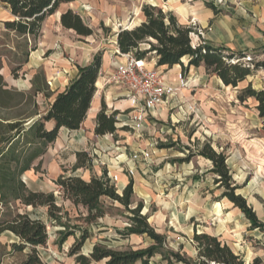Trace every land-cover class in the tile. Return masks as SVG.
Instances as JSON below:
<instances>
[{
  "label": "rangeland",
  "instance_id": "rangeland-1",
  "mask_svg": "<svg viewBox=\"0 0 264 264\" xmlns=\"http://www.w3.org/2000/svg\"><path fill=\"white\" fill-rule=\"evenodd\" d=\"M132 1L78 0L76 4L61 6L58 13L43 24L42 35L38 39V49L43 51L39 50L40 52L30 55L28 63L16 75L11 70L21 60L20 53L15 50L21 40L7 34L3 22L8 18V10L0 3V64L4 67L9 84L14 89L31 92V79L35 71H45V65L40 64L49 62L47 64L50 67H55L54 63L58 62L52 60L50 63L53 55L48 53L50 47L62 59L74 58L66 49L63 41L65 38L81 46L102 44L112 48L116 33L126 27L124 21L130 22L127 27L132 28L145 19L139 9L141 0H134V3ZM127 3L129 16L126 20H117L116 12H113L112 21L107 17L101 24L95 25L93 18L88 15L90 12L98 13L102 7L114 8L111 7L112 4L128 5ZM68 8L80 13L84 22L92 26V36L84 39L61 27L58 20L60 12ZM190 25L196 27L192 21ZM191 38L192 43L199 42L195 36ZM248 42L252 44L251 37ZM262 42L264 44V36ZM263 44L257 43L248 48L243 45L244 47L238 48L237 51L247 53L241 59L242 62L247 63L251 58L263 59ZM148 47L147 43L141 46L142 49ZM152 57H155L154 53L148 54L146 60L152 61ZM73 63L76 64V61ZM250 81L256 89L263 87L264 70L254 72L253 76L237 88L224 86L216 75L211 74L196 81L194 85L188 81V85L183 88L186 90L183 92L184 97L182 95V103L169 109L168 118L149 120L140 132L141 137L129 130L124 120L123 125L117 126L119 130L126 128L125 131L132 137L129 142L123 141L119 134L117 138L92 136L85 139L86 148L80 149L93 155V168L107 167L114 177L130 174L134 178V201L143 202L142 212L149 216V223L159 233L166 235L167 247L174 251L181 250L187 257H194L196 253L191 242L196 229L199 232L219 235L228 241L235 252L244 257L246 263L259 256L264 264V232L258 228L253 229L241 211H234L228 199L220 197L223 189L214 183L211 161L197 154L192 155L187 162L180 161L206 143L218 152H223L227 157L232 180L239 187L237 193L247 199L264 224V118L259 117L253 99L245 104L237 99L238 91ZM46 84L48 85L47 78ZM36 99L40 111H45L51 97L46 99L43 94H38ZM124 139H127V135ZM70 148L64 144L53 145L42 157L39 168L32 169L23 176L31 190L53 192L58 206L61 207L59 214L64 225L51 221L45 207L27 208L32 217H38L47 224L48 243L37 249L43 262L75 264V258L69 255V250L84 229L90 234L82 248L85 254L92 250L95 242L100 241L119 249L148 246L151 240L147 237L132 235L124 238L119 234L118 230L129 224V212L121 204L103 199L106 215L96 221L87 222L86 209L75 207L70 201L63 199L55 181L74 164L75 152ZM143 151L148 152L149 157H144ZM135 154L138 155L137 159L134 158ZM85 171V168H80L74 174L84 177ZM117 184H123L119 183L118 177ZM70 232L72 234L62 241ZM16 240L11 233L0 236V264H20L24 259L28 250L23 253L12 251L11 243ZM152 262L166 264L160 256L152 259ZM92 264H105V261Z\"/></svg>",
  "mask_w": 264,
  "mask_h": 264
},
{
  "label": "trees",
  "instance_id": "trees-1",
  "mask_svg": "<svg viewBox=\"0 0 264 264\" xmlns=\"http://www.w3.org/2000/svg\"><path fill=\"white\" fill-rule=\"evenodd\" d=\"M74 1L76 0H0L12 15L3 22L7 34L21 40L15 47L21 60L12 68L13 75L28 63L29 56L38 48L44 22L61 5ZM142 12L145 19L140 25L118 32L117 44L121 53H133L140 60H146L148 54L154 53L158 58V66L167 65L172 68L180 64L184 74L190 66L204 65L208 74L216 75L225 86L232 88H237L253 76L254 72L264 70V58H251L245 63L241 59L247 56L246 52L225 46L215 47L205 42L193 45L191 36L198 33L196 27L180 24L171 12H164L151 5H144ZM60 23L83 38L94 34L93 28L73 9H67L61 14ZM143 43H147L149 47L142 49ZM261 50L264 55V46ZM102 55L99 52L90 64L78 66L77 76L63 91L57 93L45 111H40L36 99L38 94H43L46 99L53 94L46 84L44 72L35 74L32 91L26 92L8 87L1 74L3 66L0 64V236L11 233L16 237L17 240L11 243L13 252L23 253L28 250L20 264H45L37 249L46 246L49 240L47 224L38 217H32L27 211L28 207H45L49 219L62 224L59 214L61 207L58 206L54 193L31 190L23 176L26 172L39 168L42 157L58 138L61 128L70 131L81 128L97 91ZM185 57H188L187 67L182 61ZM237 99L242 104L253 99L259 117L264 118V86L256 89L250 81L238 91ZM117 114V111L108 113L103 100L96 117L95 134L115 135ZM50 123L53 124L52 127L49 126ZM262 128L264 131V123ZM194 154L211 161L214 183L223 189L220 197L228 199L234 207L239 208L253 229L258 228L264 232L263 222L247 199L237 193L239 187L232 180L226 155L206 143L180 161L187 162ZM92 167L93 157L88 152H78L71 174H66L65 171L55 181L63 199L70 201L75 207L86 209L87 222L106 215L103 199L117 202L129 212V224L118 230L119 234L124 238L144 236L151 243L145 247L128 246L119 249L100 241L95 242L91 252L85 254L82 248L90 234L84 229L69 250V255L75 258V264L101 261H105V264H154L152 259L158 256L166 264H246L244 257L220 236L196 229L191 239L196 252L194 257L185 256L181 250L169 249L166 235L159 233L149 223V216L142 212L143 202L134 201V180L131 178L120 193L117 182L109 176L107 169H103L100 175L92 173L88 179L74 174L80 168L90 170ZM70 234L72 233L65 235L62 241ZM249 264H263V259L257 256Z\"/></svg>",
  "mask_w": 264,
  "mask_h": 264
},
{
  "label": "crops",
  "instance_id": "crops-1",
  "mask_svg": "<svg viewBox=\"0 0 264 264\" xmlns=\"http://www.w3.org/2000/svg\"><path fill=\"white\" fill-rule=\"evenodd\" d=\"M77 2L78 0L68 4H76ZM132 2L134 3V0ZM127 4L128 5L112 4L111 7L114 8L105 9L104 7H102V10L98 11V13L90 12L88 13V15L93 18L95 25L101 24L103 21L106 20L107 17H109V20L112 21L113 12H116L115 14L118 18L117 20H126V18H128L129 16V3ZM144 5L155 6L161 8L164 12H171L177 18L178 22L182 25H190L191 21H193L192 23L196 25V30L198 33L192 34L191 37L195 36L196 38H198L199 41L197 42V44L193 43V45H198L201 42H205L215 47L225 46L232 50H238V48L244 47L243 45L248 48L250 47V45L254 46V44L257 43H259L260 45L263 44L262 39L264 36V0H141V7L139 8L141 14H143L141 8H143ZM56 13H58V11ZM60 13L62 14L63 12ZM60 16L58 18L59 22ZM11 17V12L8 10V18L6 20H9ZM140 21L141 22L139 24H141L144 20L142 19ZM61 27L66 31L74 32L73 30L64 28L62 25ZM90 27L92 28V26ZM129 27L126 26L125 28L127 29ZM118 32L114 37L113 45L111 46L112 48H109V46L102 44H85V46H81L75 44L69 38H65L63 41L66 45V49L67 51H69V53L74 56V58L70 57L62 59V57H60L59 55L57 56L58 53L54 52L53 48L50 47L48 48V50L51 51L50 54H53L50 63H52V60H57L58 62L54 63L55 67H50L47 64L49 62H46V64H44L45 62H42L43 64H40L45 65V71L43 72L45 74V78H47V83L51 91L53 92L50 99V103H52L57 93L63 91L69 85V83L77 76L78 66L90 64L93 61L94 56L99 51H101L103 54L100 77L97 81L100 82L101 85L98 86L96 83L97 91L91 103V108L87 113V118L85 119L79 130L70 131L69 129L64 127L61 128L58 138L49 147L51 148L53 145L58 146L61 144L71 147L70 149L75 152L74 164L77 161V153L82 152L80 150L81 148H86L87 143L85 142V139L90 138L92 136L96 138L106 136H112L114 138H117L119 134L123 141L129 142L132 137H130L128 135V132L125 131L126 128L123 127L122 130H119L117 125H123V121L125 120L124 124L126 125V127H128L129 130L137 133L138 137H141L140 132H142L149 120L153 121L154 119L159 120L163 118H168L169 109H172L175 104L182 103V95L184 90L186 89L179 90L175 96L167 98L164 103L157 106L154 110L149 111L145 115L140 129L136 130L128 125L129 119L136 115L138 113V110L135 106L131 104V101L128 98V92L126 88L121 85H117L111 81V77L113 72L115 71L116 65L123 63L125 60L124 57H121L117 54V50H119L117 44ZM250 37L252 38V44H249L248 42V39ZM39 50L43 51V49L37 48L31 53V56L33 54H36V52H40ZM186 58L187 60H185ZM185 59L182 61L187 67L188 57H185ZM74 61H76V64L73 63ZM157 61V57H152V61L146 60V63L149 68H156L161 71L164 74L167 83L174 86H179L181 80L189 81L191 85H194L193 83H195L196 81H200L204 76H209V74L206 72L204 65H201L199 67L190 66L187 68L188 71H186L188 72V74H183V69L180 64L174 65L172 68H169L167 65L158 66ZM36 73L38 72L35 71L31 79V89L33 88L32 80ZM196 73H198L199 75L196 76ZM1 74L4 76L8 87H13L9 84L10 82L8 77H6L5 75L4 67H2L1 69ZM219 80L222 83L221 79ZM103 100L109 107L108 113H111L113 111L118 112V122L116 123L117 130L115 135L107 134L104 136H98L95 134L96 117L102 107ZM49 126L52 127L53 124L50 123ZM125 135H127V139H124ZM71 169L67 170V172H70L69 175L71 174ZM103 169L108 170L107 167H92V169L90 170L86 169V171L84 172V178L88 179L91 175V172L100 175ZM117 177L119 183H123L122 186H118L120 193L128 184L131 178L134 180V178L130 174H119L117 175ZM229 204H231V207H233L234 211H241L239 208L234 207L230 201ZM226 242L228 243V241Z\"/></svg>",
  "mask_w": 264,
  "mask_h": 264
},
{
  "label": "built area",
  "instance_id": "built-area-1",
  "mask_svg": "<svg viewBox=\"0 0 264 264\" xmlns=\"http://www.w3.org/2000/svg\"><path fill=\"white\" fill-rule=\"evenodd\" d=\"M117 54L125 60L116 65L111 81L126 88L131 104L138 110V113L129 119L128 125L138 130L149 111L164 103L167 98L175 96L188 85V81L181 80L179 86L168 84L164 74L156 68H149L146 60L137 59L133 53H121L120 50H117ZM142 154L144 157L150 155L144 151ZM134 158L137 159L138 155L135 154ZM108 174L117 182L116 176L111 175L109 171Z\"/></svg>",
  "mask_w": 264,
  "mask_h": 264
},
{
  "label": "bare ground",
  "instance_id": "bare-ground-1",
  "mask_svg": "<svg viewBox=\"0 0 264 264\" xmlns=\"http://www.w3.org/2000/svg\"><path fill=\"white\" fill-rule=\"evenodd\" d=\"M123 24H124L125 26H128V25L130 24V22H128V21L126 20V21H124ZM97 85L100 86L101 83H100V82H97ZM246 264H247V263H246Z\"/></svg>",
  "mask_w": 264,
  "mask_h": 264
},
{
  "label": "water",
  "instance_id": "water-1",
  "mask_svg": "<svg viewBox=\"0 0 264 264\" xmlns=\"http://www.w3.org/2000/svg\"><path fill=\"white\" fill-rule=\"evenodd\" d=\"M138 25H140V24H138ZM138 25H137V26H138ZM134 27H135V26H134ZM90 252H91V251H90ZM90 252H89V253H90ZM247 264H249V263H247Z\"/></svg>",
  "mask_w": 264,
  "mask_h": 264
}]
</instances>
